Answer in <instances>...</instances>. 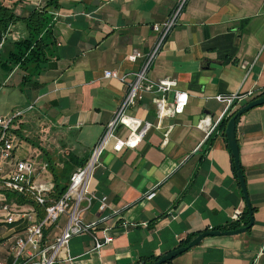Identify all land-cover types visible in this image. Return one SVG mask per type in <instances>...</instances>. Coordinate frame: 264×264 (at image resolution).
Listing matches in <instances>:
<instances>
[{"label":"crops","instance_id":"0c3cea01","mask_svg":"<svg viewBox=\"0 0 264 264\" xmlns=\"http://www.w3.org/2000/svg\"><path fill=\"white\" fill-rule=\"evenodd\" d=\"M176 1L59 0L51 57L37 69L7 72L3 63L12 45L29 36L24 20L45 1L0 0L18 19L0 50V117L20 113L12 130L14 157L35 164L36 184L54 189L55 174L66 166L72 174L86 164L123 99L120 77L140 67L127 57L153 47L152 26L166 19ZM105 72L116 78H105ZM148 77L176 83L188 96L183 113L158 121L149 94L127 112L152 127L137 148L101 154L88 185L93 199L80 204V218L91 227L71 237L54 264H153L201 233L248 226L225 132L216 127L207 136L206 130L226 116L225 105L214 97L249 92L254 99L264 97V0H188ZM235 140L251 226L236 235L205 237L165 264H264V105L237 118ZM1 202L15 212L33 211L32 221L44 216L43 209L13 194L0 195ZM65 225L62 216L46 228L42 246ZM27 226V220L6 224L0 211V261L8 263L9 244ZM92 236L111 237L112 243L93 251Z\"/></svg>","mask_w":264,"mask_h":264},{"label":"built area","instance_id":"2783aa9c","mask_svg":"<svg viewBox=\"0 0 264 264\" xmlns=\"http://www.w3.org/2000/svg\"><path fill=\"white\" fill-rule=\"evenodd\" d=\"M187 2L188 0H177L166 19L162 23L152 26L155 44L147 53L132 51L127 57L131 63L140 61V67L138 71L120 77V82L126 87L123 99L111 121L105 126L103 134L94 145L86 164L71 174L65 193L57 201L48 198L53 190L52 184L35 183L37 176L35 164L32 161L17 160L14 157L16 147L12 130L14 120L20 116V113L10 117H0V195L9 193L28 200L43 209L44 214L43 218L36 222L32 221L33 211L15 212L10 205L5 202L0 203V211L5 217L6 224L28 221L24 233L14 237L9 244L8 263L0 261V264H54L59 252L66 249L71 237L89 231L91 226L83 224L80 218V214L83 212V209H80V204L85 201L89 205L93 199L92 194L88 191V185L94 170L99 165V157L108 148L114 152H120L124 148L130 150L137 148L152 127L149 123L141 122L127 114L141 101L144 95L152 96L158 121L183 113L188 96L176 89V83L173 80L153 81L148 77V73L172 31L180 23ZM52 15L55 22L57 13L54 12ZM3 42L4 38L0 39V50L3 47ZM104 77L116 78L112 72H105ZM166 95L171 96V102L168 101ZM214 99L225 105L227 114L236 103L247 99L253 100L254 93L218 95ZM204 124L205 121H202L200 126ZM215 128L216 126L207 127L206 135H211ZM121 130H125L127 133L124 139L118 136ZM3 165H7L8 168L4 170ZM44 169H46V165L42 166V170ZM104 202L105 198H102L100 210L105 208ZM62 216L66 218L63 231L51 244L42 246L44 230L55 225ZM92 241L94 242L93 251H96L112 243V238L104 237L100 240L96 236H92ZM262 253H264V248L260 251V254Z\"/></svg>","mask_w":264,"mask_h":264},{"label":"trees","instance_id":"16d2710c","mask_svg":"<svg viewBox=\"0 0 264 264\" xmlns=\"http://www.w3.org/2000/svg\"><path fill=\"white\" fill-rule=\"evenodd\" d=\"M44 1L45 3L40 9L34 10L24 20L29 36L27 39L12 45L6 56L7 61L3 63L5 71L11 72L14 68L27 71L30 66L34 70L51 57L52 47L55 44L52 34L54 22L52 14L58 10L59 0ZM17 21V17L10 10L0 5V39L8 32L9 27ZM237 111V109H230L216 126L218 131L225 132L227 123ZM54 176L57 181L54 184L52 199L57 201L67 189L71 176L70 167H64L58 175L55 174ZM243 216V225L245 226L247 225V212H244ZM235 228L233 226L228 229L235 230Z\"/></svg>","mask_w":264,"mask_h":264},{"label":"water","instance_id":"95a60500","mask_svg":"<svg viewBox=\"0 0 264 264\" xmlns=\"http://www.w3.org/2000/svg\"><path fill=\"white\" fill-rule=\"evenodd\" d=\"M262 105H264V97L253 99L252 101L247 103L245 106L238 109V111L235 113V115L229 120V122L227 123L226 128H225V139L227 141V145H228V148H229V151L231 154V158L233 160V165H234L236 175H237V178H238V181H239L242 193H243V198H244V201L246 204V208L248 209V213H249V224H248V226L243 228V229H238L235 231H209V232L201 233V234L197 235L196 237L192 238L185 247L177 249L171 253H168V254L162 256L160 259H158L153 264H165V263L169 262L170 260H172L176 256H178V255L186 252L188 249L198 245L200 243V241L205 237L221 236V235H223V236L236 235L239 233H244L251 226V224L253 222L252 212H251L250 204H249L248 197L246 194L244 179H243V176L241 174L239 162H238V147H237V143L235 140V124H236V119L238 117H240L244 112H246L252 108L262 106Z\"/></svg>","mask_w":264,"mask_h":264},{"label":"rangeland","instance_id":"374dc122","mask_svg":"<svg viewBox=\"0 0 264 264\" xmlns=\"http://www.w3.org/2000/svg\"><path fill=\"white\" fill-rule=\"evenodd\" d=\"M14 80H15V78H14ZM14 82H15V81H13V84H14ZM14 105H15V102H13V106H14ZM16 110H20V109H16ZM1 231H2V229L0 228V233H1ZM1 236H2V235L0 234V238H1ZM2 241H3V240H0V245L2 244Z\"/></svg>","mask_w":264,"mask_h":264}]
</instances>
